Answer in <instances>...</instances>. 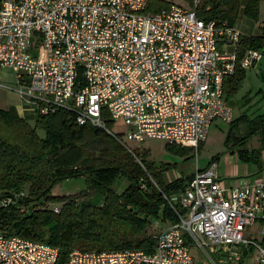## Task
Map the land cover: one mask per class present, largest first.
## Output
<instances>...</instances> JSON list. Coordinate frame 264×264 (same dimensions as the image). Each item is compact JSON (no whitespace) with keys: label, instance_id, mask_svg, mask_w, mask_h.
<instances>
[{"label":"built area","instance_id":"1","mask_svg":"<svg viewBox=\"0 0 264 264\" xmlns=\"http://www.w3.org/2000/svg\"><path fill=\"white\" fill-rule=\"evenodd\" d=\"M150 2L0 0V71L10 68L14 78L0 87L37 114L73 110L79 124L104 128L134 155L124 136L162 138L197 154L215 119H234L224 79L246 34L201 18V0L158 12ZM263 56L264 46L247 49L240 64L248 69ZM121 117L126 130L118 133L107 119ZM216 167L197 163L182 189L163 192L179 219L160 230L154 249L74 248L62 264H264V180L229 186ZM258 221L261 236H246ZM215 244L225 258L211 254ZM59 254V246L0 229V264H56Z\"/></svg>","mask_w":264,"mask_h":264},{"label":"trees","instance_id":"2","mask_svg":"<svg viewBox=\"0 0 264 264\" xmlns=\"http://www.w3.org/2000/svg\"><path fill=\"white\" fill-rule=\"evenodd\" d=\"M186 1L192 4V0ZM258 1L246 0L243 5V0H201L198 13L218 25L234 26L242 10L248 18L258 20ZM171 5L169 1L151 0L149 10L158 12ZM263 46L264 27L260 34L241 37L236 68L224 79L230 104L242 99L241 105L249 104V93L236 97L247 75V68L240 61L247 49ZM35 116L31 123L14 105L0 107V229L59 246L56 264H62L74 248L154 249L157 234L149 232V227L154 221L168 225L179 219L163 192L179 191L194 172L163 181L155 162L148 161L147 150L141 154L142 165L104 128L79 124L73 110L59 107ZM108 123L111 125L110 120ZM256 135L260 146H249ZM225 144L241 160L260 162L264 111L250 115L244 110L234 116ZM166 146L184 155L195 150L170 142ZM219 156H212L209 163ZM75 176L85 178L88 190L82 191L88 198L79 199L76 192H53L58 182ZM122 177H127L128 184L119 190L114 185ZM7 197H11L8 202L4 201ZM57 203L61 205L60 211L54 210Z\"/></svg>","mask_w":264,"mask_h":264},{"label":"rangeland","instance_id":"3","mask_svg":"<svg viewBox=\"0 0 264 264\" xmlns=\"http://www.w3.org/2000/svg\"><path fill=\"white\" fill-rule=\"evenodd\" d=\"M172 2V4H178L184 7H188L189 4L186 0H165ZM246 0H243V5H245ZM258 9L259 15L258 20H252L248 18L243 10L241 11L240 17L238 19V25L242 27L248 33L260 34L262 28L264 27V0L258 1ZM10 68H4L0 71V79H2L3 83L10 84L13 86V74ZM245 84V83H244ZM242 85V88L239 90L241 94H245L246 90ZM237 94V93H236ZM252 98H250L249 104H243V99L233 104L234 107V116H237L242 111L246 110L250 115L257 114L259 112L264 111V94L257 92L256 89H253L251 92ZM236 97H239L238 94ZM257 102V103H256ZM8 105H14L18 110V113L24 116L31 123L35 122V109L27 103H24L22 99L18 96L16 91L13 89H6L0 87V107H5ZM107 121H109L107 119ZM111 125L110 128L118 133H123L126 130V122L123 117L117 118L115 121L110 120ZM109 124V123H108ZM230 127V122H226L222 119H215L211 124V127L208 132V137L206 141H204L202 147L199 149L196 154V150L193 149L190 153L180 154L171 149H169L166 144L167 140L162 138H149L144 142L138 141H130L125 138L124 139L133 149L135 150L136 155L132 154L137 161L141 163V154L147 150V159L148 161L155 162L157 169L159 170L160 177L164 181H170L174 178L180 176H188L190 175L196 164L199 166L207 164V162L212 158V156L216 154L221 155H229L237 157L236 151H231L228 146L225 144V139L228 134V130ZM39 133L41 135L44 134V130L40 128ZM258 142V137L254 136L249 141L248 145L255 147ZM127 149V148H126ZM128 150V149H127ZM129 151V150H128ZM130 152V151H129ZM131 153V152H130ZM142 164V163H141ZM144 164V163H143ZM223 164V161L220 162ZM128 184L127 177L119 178L115 182V187L119 190H122ZM87 184L85 178L83 176H75L69 177L58 182L54 188L53 192L55 194H68V193H78L79 199L88 198L87 193H83L82 190H88L86 188ZM87 192H91L90 190ZM83 193V194H82ZM167 226V223L154 221L153 225L149 227V232L158 234L161 229ZM259 227H261L260 222H256L255 224L249 225L248 230L245 231L246 236L260 237ZM215 248H218V245L215 244ZM221 246L218 248V252H211V254L217 258L218 256L225 258L228 254L227 251L222 249ZM209 251H211L210 247H207ZM97 250V249H90ZM193 252L198 251L197 247L192 248ZM200 256V252H199ZM206 259V257H204ZM246 261V259H245Z\"/></svg>","mask_w":264,"mask_h":264},{"label":"crops","instance_id":"4","mask_svg":"<svg viewBox=\"0 0 264 264\" xmlns=\"http://www.w3.org/2000/svg\"><path fill=\"white\" fill-rule=\"evenodd\" d=\"M235 25L239 27L241 31H243L244 34L255 35L252 32L248 33L247 31H245L242 27L238 25V22ZM243 84H244L246 93L241 94L239 92V90L242 88L241 86V88L237 92L239 96L237 98H242L244 95L248 93L251 94L253 89H256L257 92L264 93V56L261 59H259L255 63V65L247 69V75L243 81ZM256 136L258 137V142L255 147H259L261 141H260L259 136L258 135ZM260 155H261V159H260V162L258 163L253 162V161L245 162L239 158L238 154H237V157L229 156L226 154L225 155L220 154V156L213 161L217 162L216 169L218 173L221 175V177L225 179V181L227 182L229 186H233L234 184H239V183L244 184L245 182L254 183L258 181L259 179L264 180V148L261 149ZM211 160L212 159H210L207 162V164L201 165L200 167L208 166ZM222 161H223V164L221 165L220 162ZM263 224H261V226Z\"/></svg>","mask_w":264,"mask_h":264}]
</instances>
